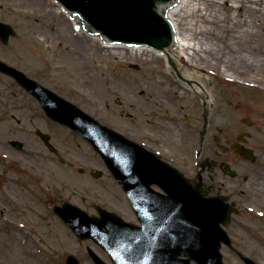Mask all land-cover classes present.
<instances>
[{"label": "rangeland", "instance_id": "1", "mask_svg": "<svg viewBox=\"0 0 264 264\" xmlns=\"http://www.w3.org/2000/svg\"><path fill=\"white\" fill-rule=\"evenodd\" d=\"M238 13V9L228 12L233 16L227 20L229 27ZM241 13L249 21L254 18L256 38L264 41L260 20L245 9ZM215 17L213 11L210 29ZM0 20L17 31L7 44L0 40V57L18 61L30 76L101 123L161 154L193 183L203 181L210 195L227 196L232 205L236 202L239 212L231 214L226 226L233 248L223 246V259L227 264H246L238 256L240 251L264 264V90L232 82L218 71L225 65L222 61L200 59V66L189 61L186 70L212 90L213 100L208 103L168 74L159 55L133 56L119 49L124 55L114 56L104 46L97 50L95 44L90 51L76 32L77 24L54 0H0ZM221 34L232 40L224 30ZM224 51L229 54L228 48ZM258 79L264 83L262 73ZM38 128L52 135L59 155L72 160L74 170L48 149L36 134ZM244 132L250 134L248 145L256 150L254 162L233 149ZM0 150L4 151L0 154V264H66L68 254L82 264H95L90 249L113 264L100 245L77 236L53 207L65 201L91 206L103 195L109 200L103 202L108 209L136 221L128 204H118L117 199L125 196L121 186L88 140L49 118L33 95L1 73ZM206 159L209 162L202 166ZM223 163L236 171L240 168L238 176L223 172ZM96 169L102 170L99 178L91 175Z\"/></svg>", "mask_w": 264, "mask_h": 264}, {"label": "water", "instance_id": "2", "mask_svg": "<svg viewBox=\"0 0 264 264\" xmlns=\"http://www.w3.org/2000/svg\"><path fill=\"white\" fill-rule=\"evenodd\" d=\"M54 1L71 18L80 19L76 32L85 30L89 35L100 36L104 44L135 48L148 45L153 51L163 53L171 76H176L180 84L190 86V80L182 78L172 58L176 57L178 45L173 26L165 17L179 0ZM15 33L11 24L0 21V38L4 43ZM0 69L12 73L40 101L51 118L68 125L92 143L128 192L141 223L128 222L106 209H101L100 216H90L69 203L56 207V212L78 236L93 238L109 252L114 264H226L223 244L233 248L225 229L233 212L227 196L208 197L201 183L193 184L159 154L102 124L1 59ZM38 133L53 150L50 136ZM241 148L244 157L255 160L253 149ZM205 165L203 162L202 166ZM225 170L235 175L229 165ZM153 184L165 193L154 189ZM237 253L246 264H258L242 252ZM91 254L96 264H109L95 252ZM66 263L81 264L74 255H68Z\"/></svg>", "mask_w": 264, "mask_h": 264}, {"label": "bare ground", "instance_id": "3", "mask_svg": "<svg viewBox=\"0 0 264 264\" xmlns=\"http://www.w3.org/2000/svg\"><path fill=\"white\" fill-rule=\"evenodd\" d=\"M55 2L59 10L64 12L62 6L57 1ZM225 4L231 7L229 6V8H226L224 7ZM231 9H238L240 13L234 15L236 20L234 18L231 19L235 20L234 26L229 27V25H227L229 21L227 20L233 17L228 14ZM242 9H245L246 13L248 12L255 15L256 19H259L262 26H264V0H179V4H176V7H173L172 10L165 14L166 19H169L173 26L176 35L175 42L178 47L176 57L172 58L178 65V72L181 73L182 78L190 80V86L188 87L185 85L190 92L200 96L202 100L208 103H212L213 100L212 90L187 71L189 68L186 67V64L189 61L193 64L192 66H200L202 62L200 59H204L210 63L214 60L222 61L225 65L218 71L230 78L232 82H238L251 89L264 90V83L258 79L261 73L264 75V41L260 42V40L256 38L257 33L252 28L254 18L249 21L248 18L245 17L246 14L241 13ZM213 11L216 15L213 20V25L215 27L214 29H210L207 24H211L210 15ZM208 12H210V14ZM65 15L66 17H70L73 25H80L79 18L73 19L69 13H65ZM188 17L190 19H187ZM198 22H204V26L202 27ZM221 30H224L227 35H231V41L233 43L223 38ZM78 32L84 40V42L82 41L83 44L88 45L90 51H92V47L95 44L97 50L101 51L100 48L104 46L110 53H113L114 56L122 57L125 49L131 52L133 56L144 52L150 55H159L165 59V70L168 74L170 73V65L165 56H163V53L160 51H153V48L148 45L135 48L132 47V45L125 47L124 44H104L100 36L90 35L92 37H88V35L85 34L87 32L85 30ZM221 43L223 45H221ZM225 48L229 49L228 55L224 51ZM119 49H123L124 52ZM173 77L178 80L176 76ZM2 147L5 146L2 145ZM27 152L29 153V150H27ZM3 153L4 151L0 150V154ZM204 162L208 163L209 159L204 160ZM215 183L216 182H214V184ZM201 188L204 191L206 190L205 192L208 197H213L207 192V187H205L203 181L201 183ZM125 192L128 194L126 189ZM103 198H106V196H103ZM108 211L117 213L115 210L111 209Z\"/></svg>", "mask_w": 264, "mask_h": 264}, {"label": "flooded vegetation", "instance_id": "4", "mask_svg": "<svg viewBox=\"0 0 264 264\" xmlns=\"http://www.w3.org/2000/svg\"><path fill=\"white\" fill-rule=\"evenodd\" d=\"M2 58V57H1ZM2 59H5V58H2ZM20 59V58H19ZM6 60V59H5ZM9 62V61H8ZM9 63H11V62H9ZM18 61H15V63H11L12 65H14L15 67H17V68H19V69H21L22 71H24L25 73H27L28 75H29V73L27 72V70L25 69V68H23V67H21V66H19L18 65ZM0 73L1 74H3V75H5L6 77H8L9 79H11L13 82H15L16 84H18L19 86H20V84L18 83V81H17V79L12 75V74H10V73H6V72H3L2 70H0ZM30 76V75H29ZM34 77V76H33ZM39 129V128H38ZM37 130V129H36ZM233 146V149H235L236 151H238L239 150V148H240V146L239 145H237V144H234V145H232ZM58 148V147H57ZM238 153L239 154H241V152L240 151H238ZM55 155H57V154H59V152H56V153H54ZM58 160L60 161V162H62V160L60 159V158H58ZM66 161L65 162H62L63 164H65V165H68L69 167H70V169H73L74 168V162L72 161V160H68V159H65ZM245 160V159H244ZM214 163H216V162H214ZM217 165V164H216ZM105 167H106V169L108 170V168H107V166L105 165ZM220 168H221V170L223 171L224 170V163L220 166ZM43 169H44V171H45V167H43ZM74 170V169H73ZM97 170V169H96ZM96 170H93L92 172H91V175L92 176H95V173H100V176H98V178L99 177H101L103 174H102V170H101V172H95ZM239 170H241L240 168H239ZM239 170L238 171H236L237 172V175L236 176H238V174H239ZM244 170H246V171H248V169L245 167L244 168ZM80 172H82V173H84V174H86V171L85 170H83V169H80ZM224 172V171H223ZM242 172V171H241ZM248 173V172H247ZM96 177V176H95ZM112 177L114 178V176L112 175ZM235 177V176H234ZM249 177H247L246 176V180L248 179ZM154 186V188L155 189H158V187H157V185L156 184H153ZM123 190V189H122ZM123 192H124V197H120V198H118L117 200H118V204H119V206L120 207H123L125 204H128V206L129 207H131V204H130V202H129V200H128V197H127V195H126V192L123 190ZM102 198H103V195H100ZM87 196H83L82 197V199L83 200H87ZM102 198H100V199H102ZM109 202V200H108V198H103V200H101L100 202H98V203H93L91 206H85V205H83V208L86 210V211H88L89 213H94V211L96 212V213H98L99 212V209L101 208V207H106V208H109V206H107V205H104L103 204V202ZM108 204V203H107ZM233 207H235V209L237 210L236 211V213H238L239 212V209L237 208V203L236 202H234L233 201ZM82 207V206H81ZM132 208V207H131ZM111 210H115V209H113V208H110ZM90 211H93V212H90ZM116 211V210H115ZM134 214H135V212H134ZM136 216V215H135ZM136 221H137V223H139V221H138V218H137V216H136ZM140 224V223H139ZM155 238H157V236L155 237Z\"/></svg>", "mask_w": 264, "mask_h": 264}]
</instances>
